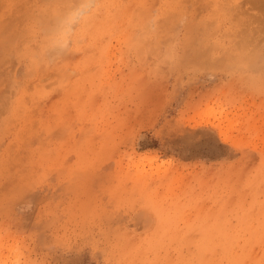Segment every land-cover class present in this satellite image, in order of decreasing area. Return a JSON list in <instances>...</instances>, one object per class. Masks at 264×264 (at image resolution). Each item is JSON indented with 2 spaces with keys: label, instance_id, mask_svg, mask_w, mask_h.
<instances>
[{
  "label": "rangeland",
  "instance_id": "rangeland-1",
  "mask_svg": "<svg viewBox=\"0 0 264 264\" xmlns=\"http://www.w3.org/2000/svg\"><path fill=\"white\" fill-rule=\"evenodd\" d=\"M0 264H264V0H0Z\"/></svg>",
  "mask_w": 264,
  "mask_h": 264
},
{
  "label": "bare ground",
  "instance_id": "bare-ground-1",
  "mask_svg": "<svg viewBox=\"0 0 264 264\" xmlns=\"http://www.w3.org/2000/svg\"><path fill=\"white\" fill-rule=\"evenodd\" d=\"M223 245H224V248L226 249L230 245V242L229 241H226V242L223 243Z\"/></svg>",
  "mask_w": 264,
  "mask_h": 264
}]
</instances>
